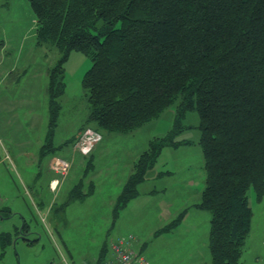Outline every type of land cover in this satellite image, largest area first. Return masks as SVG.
I'll return each instance as SVG.
<instances>
[{
  "label": "trees",
  "instance_id": "16d2710c",
  "mask_svg": "<svg viewBox=\"0 0 264 264\" xmlns=\"http://www.w3.org/2000/svg\"><path fill=\"white\" fill-rule=\"evenodd\" d=\"M27 1L36 45H51L59 54L47 71L48 134L41 157L51 150L64 64L73 51L91 62L82 80L86 124L100 135L131 133L171 105L178 114L195 110L205 171L195 207L210 214L211 264H242L252 218L247 191L264 196V0ZM169 143L168 136L149 142L113 212L137 197ZM92 160L91 154L85 169ZM101 261L102 254L94 264Z\"/></svg>",
  "mask_w": 264,
  "mask_h": 264
},
{
  "label": "rangeland",
  "instance_id": "374dc122",
  "mask_svg": "<svg viewBox=\"0 0 264 264\" xmlns=\"http://www.w3.org/2000/svg\"><path fill=\"white\" fill-rule=\"evenodd\" d=\"M5 2L0 0L9 33L5 45L0 42V264H94L120 240L148 264H211L210 214L195 207L205 181L197 112L178 114L171 105L131 133H103L87 154L73 151L80 129L95 127L86 124L82 87L91 62L73 51L64 64L51 150L41 157L48 134L47 71L59 54L51 45H36L27 0H8L9 8ZM166 136L173 144L146 172L137 197L113 212L134 162L150 141ZM91 154L92 166L85 169ZM54 158L69 164L65 176L52 171ZM247 199L251 229L241 263L264 264V196L258 199L249 189Z\"/></svg>",
  "mask_w": 264,
  "mask_h": 264
},
{
  "label": "built area",
  "instance_id": "2783aa9c",
  "mask_svg": "<svg viewBox=\"0 0 264 264\" xmlns=\"http://www.w3.org/2000/svg\"><path fill=\"white\" fill-rule=\"evenodd\" d=\"M101 140V135L91 129L84 130L78 135L77 140L73 145L74 151L85 152L87 154L98 141ZM50 167L55 174L65 176L69 164L63 160L54 158L51 161ZM117 241L111 245V253L101 262V264H148L139 253L131 250L124 245L123 242ZM89 264V263H83Z\"/></svg>",
  "mask_w": 264,
  "mask_h": 264
},
{
  "label": "crops",
  "instance_id": "0c3cea01",
  "mask_svg": "<svg viewBox=\"0 0 264 264\" xmlns=\"http://www.w3.org/2000/svg\"><path fill=\"white\" fill-rule=\"evenodd\" d=\"M1 6V5H0ZM8 8H9V4H8V6H7ZM1 9V8H0ZM34 20V23L36 22V20H35V18L33 19ZM3 21H6L5 20V18H3V16H0V42H2V45L4 46L5 45V39L6 38H9V33H8V31H7V29L5 28V27H3ZM54 136H55V134H54ZM52 180H50L49 182H48V186L50 185V182H51ZM53 182H55V181H53ZM198 209V208H197ZM199 210H201V209H199Z\"/></svg>",
  "mask_w": 264,
  "mask_h": 264
}]
</instances>
